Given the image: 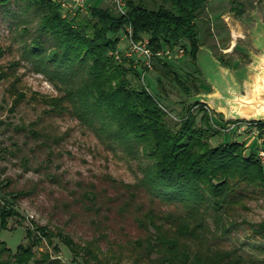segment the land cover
Wrapping results in <instances>:
<instances>
[{
    "label": "rangeland",
    "instance_id": "1",
    "mask_svg": "<svg viewBox=\"0 0 264 264\" xmlns=\"http://www.w3.org/2000/svg\"><path fill=\"white\" fill-rule=\"evenodd\" d=\"M145 1L152 9L158 7L157 2ZM123 3L125 12V0ZM92 7L118 13L113 0H87L80 15L90 18L88 10ZM44 12L25 0L0 6V47L4 51L0 67L5 74L0 79V209L12 207L19 214L7 219L6 228H0V240L15 252L21 243L32 244L26 237L28 228L46 226L53 233L71 236L77 243H94L104 250L103 260L109 259L113 251L122 256L125 264L130 256L128 241L143 235L133 218L135 210L150 205L137 186L142 176L140 167L148 159L141 153L139 159H133L120 149H111L103 136L67 113H47L48 107L38 101L42 96L60 95L48 76L36 70L30 55L32 42L38 37L46 48L53 45L52 37L40 30ZM61 14L68 19L73 16L70 12ZM196 24L197 60L194 62L189 56L188 40L180 42L187 48L180 56L163 45L162 51L168 54L156 59L152 69L147 70L137 60V66L146 72L145 83L166 108V119L173 130L189 110L197 113L199 123V105H204L214 111V133L209 138L212 146L240 142L245 155L255 153L260 158L264 152V131L255 124L264 122V118L237 117L220 108L231 96L229 92L246 96L260 72L264 57V0H207ZM126 30L118 32L117 49L122 52L128 46ZM167 67L179 76L188 92L165 73ZM142 82L140 76L131 78L133 86ZM18 92H23L25 98L15 104ZM30 129L39 132V137H33ZM54 137L62 140L54 143ZM93 192L97 194L95 206L88 210L87 194ZM156 204L164 211L174 210L172 206ZM246 205L248 209H239L232 215L235 227L229 226L225 236H220L211 219L207 221L216 232L214 235L224 237L228 246L235 245L263 257L260 248L264 241L253 233L251 226L264 221V199L256 195L247 198ZM33 251L36 259L49 254L50 260L82 264L81 258L73 259L58 237L50 243L43 239L34 245Z\"/></svg>",
    "mask_w": 264,
    "mask_h": 264
},
{
    "label": "trees",
    "instance_id": "2",
    "mask_svg": "<svg viewBox=\"0 0 264 264\" xmlns=\"http://www.w3.org/2000/svg\"><path fill=\"white\" fill-rule=\"evenodd\" d=\"M11 1L21 0H0V6ZM25 1L44 9L40 30L53 40L52 48H46L41 37L36 38L30 52L36 70L44 72L60 94L38 100L48 107L47 113H67L103 136L111 149H120L133 159H139L141 153L148 159L140 167L137 186L150 205L135 210L133 218L143 235L128 241L130 256L125 264H264V256L225 244L224 237L214 235L207 221L211 219L220 236H225L229 226L235 227L232 215L248 209L247 198L260 195L264 199L262 160L255 153L245 155L240 142L212 146L214 111L204 105H199V123L197 113L189 110L173 130L166 108L152 94L145 76L142 85H131V78L141 76L143 67L137 66L135 58L115 59L118 32L130 28L132 39L147 37L153 52L162 50L163 45L184 47L180 42L188 40L189 56L195 62L199 51L196 21L207 0H151L158 3L153 9L145 0H125L127 11L123 14L92 7L90 18L77 11L71 19L63 17L60 7L49 0ZM3 54L0 47V58ZM165 73L188 92L170 68ZM4 77L0 67V79ZM24 98L25 94L18 92L13 103ZM255 125L264 131V122ZM30 130L33 137H39V132ZM60 140L53 138L54 143ZM95 198L94 192L87 194L88 210H93ZM156 202L174 210L164 211ZM11 216L19 214L12 207L0 209V228L7 227ZM251 229L264 241V221ZM26 237L32 244L21 243L15 252L0 240V264H65L58 258L50 260L49 254L35 258L34 245L43 239L50 243L53 237L61 240L74 260L81 258L82 264L124 262L113 251L103 260L104 250L94 243H77L46 226L28 228ZM260 253L264 254V247Z\"/></svg>",
    "mask_w": 264,
    "mask_h": 264
},
{
    "label": "built area",
    "instance_id": "3",
    "mask_svg": "<svg viewBox=\"0 0 264 264\" xmlns=\"http://www.w3.org/2000/svg\"><path fill=\"white\" fill-rule=\"evenodd\" d=\"M53 2L54 4L58 5L60 9L64 12H70L74 15L77 11H84L86 9V2L87 0H49ZM114 6L118 9L119 14L125 13L123 11V0H113ZM126 34L128 36V46L127 51L122 52L118 49L115 51V59L118 61H122L123 59H131L134 58L136 55H138V58H135L136 60L140 59L143 62L144 67L149 70L153 67V62L155 58H163L164 55L168 53H164L162 50L158 52H153L149 45V39L147 37H143L138 40H133L131 37V31L130 28H127ZM172 53L176 56H180L184 54V48L180 45H173L168 46ZM146 72H143L141 74V80H144ZM260 159L264 163V152L260 153Z\"/></svg>",
    "mask_w": 264,
    "mask_h": 264
},
{
    "label": "water",
    "instance_id": "4",
    "mask_svg": "<svg viewBox=\"0 0 264 264\" xmlns=\"http://www.w3.org/2000/svg\"><path fill=\"white\" fill-rule=\"evenodd\" d=\"M257 79H263V81L258 82L256 81ZM257 79L255 80V83L251 90L254 88V86H257V88L250 94L251 96L249 95L247 98H245V96L239 95L236 92H229V95L231 96L224 101L222 107L230 108L231 110H233V112L231 113H233V115H236L237 117H245L251 120L261 117H252V115L259 111L264 112V57H262L260 72L257 75Z\"/></svg>",
    "mask_w": 264,
    "mask_h": 264
},
{
    "label": "bare ground",
    "instance_id": "5",
    "mask_svg": "<svg viewBox=\"0 0 264 264\" xmlns=\"http://www.w3.org/2000/svg\"><path fill=\"white\" fill-rule=\"evenodd\" d=\"M256 81H258V82H261V81H263V79H257ZM256 88H257V86H254V88L252 89V90H250L248 93H247V95L245 96V98H247L253 91H255L256 90ZM259 90V89H258ZM251 96V95H250ZM227 108V109H226ZM226 108H223V107H221L220 109L222 110V111H230V112H233V110H231L230 108H228V107H226ZM254 116H261L262 118H264V112L263 111H259V112H256V113H254L253 115H252V117H254Z\"/></svg>",
    "mask_w": 264,
    "mask_h": 264
}]
</instances>
